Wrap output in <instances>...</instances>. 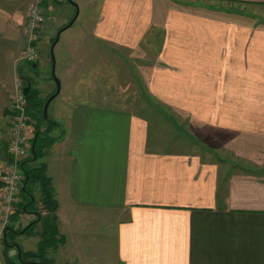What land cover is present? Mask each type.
I'll list each match as a JSON object with an SVG mask.
<instances>
[{
  "label": "crops",
  "instance_id": "obj_1",
  "mask_svg": "<svg viewBox=\"0 0 264 264\" xmlns=\"http://www.w3.org/2000/svg\"><path fill=\"white\" fill-rule=\"evenodd\" d=\"M9 1H19L13 6L21 15L0 26V122L17 77L12 51L26 44L20 26L29 0ZM97 1L96 39L139 50L159 34L146 80L156 99L203 132L264 148V23L191 5L157 12L156 0ZM71 69L64 82L59 75L61 92L49 107L60 138L40 160L55 188L61 233L65 210L119 212L126 216L116 224L115 264H264V159L246 153L229 165L198 150L163 148L147 117L89 100L79 85L88 79ZM8 139L0 167L10 161Z\"/></svg>",
  "mask_w": 264,
  "mask_h": 264
},
{
  "label": "rangeland",
  "instance_id": "obj_2",
  "mask_svg": "<svg viewBox=\"0 0 264 264\" xmlns=\"http://www.w3.org/2000/svg\"><path fill=\"white\" fill-rule=\"evenodd\" d=\"M32 1H28L27 13ZM13 2L0 0V26L2 28L8 27V24L14 22L21 15V9L15 7L19 5V1ZM43 2L46 22L40 31L37 42L36 67L32 69L31 64L21 59L24 48L16 50L14 49L15 44L9 45L10 49H14L12 59L17 70L14 89L17 81L20 80L24 84V89L27 84H33L40 97H46L56 91L57 84L54 82L52 73L51 46L59 29L77 16L74 24L61 33L54 50L57 63L56 75L58 77L60 75L63 82L66 79L67 69L72 68L73 73L76 72L79 77L88 79L87 82H79V85L91 93L89 100L110 106H124L147 117L151 125V137L161 141L162 145L160 144V146L163 148L198 150L208 157L218 159L225 157L229 165L241 164L242 160H245L241 156H245L246 153L264 159V148L261 143L248 139H236L222 133L215 134L212 131L203 132L197 128L195 121L187 114L173 110L150 93L146 81L147 72L150 63L154 60L159 34L152 36V33V37H148L139 50L124 49L121 46L105 43L93 36L100 1L43 0ZM154 4L157 12L159 9L163 10L165 5L186 7L191 5L203 12L213 9L225 12L223 13L225 16L229 14L237 16L239 19H245L239 17L241 15H253L255 23H264V5L226 0H156ZM22 26H20L21 32H23ZM51 81L54 89L51 88ZM14 89L7 90L9 91L6 95L7 105L4 109L6 115L1 120L3 122H0V143L5 136L10 137V121L13 115L10 95ZM66 89L63 90L61 96L66 95ZM26 102L28 109L27 95ZM47 119H50L49 111ZM34 125L35 121L31 117L28 132L30 145H32V138L35 135ZM42 125V129L48 128L46 122H43ZM52 134H54L53 129ZM54 137L57 140L60 138L59 135ZM240 158L241 160L238 161L237 159ZM254 160L256 159L254 158ZM10 162L11 156L7 165L0 169H6ZM35 194L37 199H40L38 185L35 187ZM39 209L43 213L46 212L42 205L39 206ZM16 212L19 213L18 217L14 216ZM15 213L0 241V264H21L18 257L22 253L26 261L25 264H39L41 257L38 256L37 251L41 239V225L37 223L33 228L27 229L28 224L35 219V214L22 212L18 209ZM61 214L62 229L65 234L60 231L61 234L57 236L56 243L48 248L44 258L48 257L53 264H115L116 224L126 214L112 211L105 213L97 210L92 212L88 209L65 210Z\"/></svg>",
  "mask_w": 264,
  "mask_h": 264
},
{
  "label": "trees",
  "instance_id": "obj_3",
  "mask_svg": "<svg viewBox=\"0 0 264 264\" xmlns=\"http://www.w3.org/2000/svg\"><path fill=\"white\" fill-rule=\"evenodd\" d=\"M29 64H31L32 69L37 65L36 62ZM48 97L49 95L40 97L39 92L33 87V84L31 85L27 94L29 102L28 112L35 121V135L32 138L30 156L23 159L20 163L25 171L26 180L21 191L22 200L18 205V210L29 214H35L36 216L35 219L28 224L26 227L27 229L33 228L37 223L41 225V239L39 241V250L37 251L38 256L41 257L39 264H53L51 259L48 257L44 258V256H46L48 248L56 243L57 236L61 234L58 225V201L55 188L52 184L51 177L48 175L47 164L44 161H40L44 156L45 149L57 140L51 135V131L55 129L57 123L51 119H45L44 117V106ZM43 122H46L48 125V128L45 130L42 129ZM37 185L39 186L40 199H37L35 194V187ZM40 205L44 207L46 212L43 213L39 209ZM18 214L19 213L16 212L14 216L18 217ZM6 240L7 237L5 238V241ZM18 258L21 264L26 263L23 253Z\"/></svg>",
  "mask_w": 264,
  "mask_h": 264
},
{
  "label": "built area",
  "instance_id": "obj_4",
  "mask_svg": "<svg viewBox=\"0 0 264 264\" xmlns=\"http://www.w3.org/2000/svg\"><path fill=\"white\" fill-rule=\"evenodd\" d=\"M45 22L43 0H33L29 6L26 21L22 26L23 35L26 38V45L21 55L22 60L29 63L36 61L37 42ZM10 98L13 115L10 121L8 152L11 156V162L6 169H0V241L6 228L10 225L12 215L21 202V191L25 185L26 174L20 163L31 153L28 137L31 116L27 109L22 81H17Z\"/></svg>",
  "mask_w": 264,
  "mask_h": 264
},
{
  "label": "water",
  "instance_id": "obj_5",
  "mask_svg": "<svg viewBox=\"0 0 264 264\" xmlns=\"http://www.w3.org/2000/svg\"><path fill=\"white\" fill-rule=\"evenodd\" d=\"M76 18H77V16H75L67 25H65L64 27H62L61 29H59V31L57 33V36H56V38H55V40H54V42L52 43V46H51V56H52V61H53V64H52V73H53V78H54V80H55V82L57 84V88H56V91L54 93L50 94L49 97L46 100V103H45V106H44V117H45V119L48 118V111H49V107H50L51 102L61 92V79L56 75V59H55V52H54L55 46L59 42L61 33L64 30H66L69 27H71L74 24ZM30 88H31V85L30 84H27L26 87H25V89H24L26 95L28 94Z\"/></svg>",
  "mask_w": 264,
  "mask_h": 264
}]
</instances>
